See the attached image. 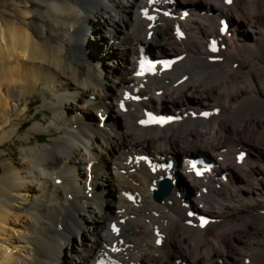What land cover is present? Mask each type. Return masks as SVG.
<instances>
[{
  "label": "bare ground",
  "instance_id": "6f19581e",
  "mask_svg": "<svg viewBox=\"0 0 264 264\" xmlns=\"http://www.w3.org/2000/svg\"><path fill=\"white\" fill-rule=\"evenodd\" d=\"M11 5L0 264H264V0Z\"/></svg>",
  "mask_w": 264,
  "mask_h": 264
},
{
  "label": "rangeland",
  "instance_id": "374dc122",
  "mask_svg": "<svg viewBox=\"0 0 264 264\" xmlns=\"http://www.w3.org/2000/svg\"><path fill=\"white\" fill-rule=\"evenodd\" d=\"M0 2H4L5 4L9 5L6 10L9 12V13H12L13 12V7H11L12 3H13V0H0ZM0 12H3V8L0 7ZM37 12V11H36ZM36 97L39 99V104H34L32 106V109H31V112L29 113V117L32 116L33 114L36 113V111L39 110V117L40 118H43L44 117V111L41 109L42 108V96L41 94H37ZM49 123V122H48ZM47 123V124H48ZM32 123L28 124V125H32ZM27 127V126H26ZM25 127L22 128L20 130V132L9 142H7L5 144V146L3 147H0V176L1 174L3 173V168L1 166V161L2 160H5L6 157H9V156H12V157H17L18 159H21L22 155H21V150L22 148L18 145V140H19V134H23V132H25ZM42 142H45L47 141V135H42ZM15 142V143H13ZM24 210V209H23ZM225 233V232H223ZM228 233V232H227Z\"/></svg>",
  "mask_w": 264,
  "mask_h": 264
},
{
  "label": "water",
  "instance_id": "95a60500",
  "mask_svg": "<svg viewBox=\"0 0 264 264\" xmlns=\"http://www.w3.org/2000/svg\"><path fill=\"white\" fill-rule=\"evenodd\" d=\"M172 190V185L169 180L163 179L159 184V189L154 191V199L157 202H162V200L170 194Z\"/></svg>",
  "mask_w": 264,
  "mask_h": 264
},
{
  "label": "snow or ice",
  "instance_id": "6c2138e0",
  "mask_svg": "<svg viewBox=\"0 0 264 264\" xmlns=\"http://www.w3.org/2000/svg\"><path fill=\"white\" fill-rule=\"evenodd\" d=\"M229 2H230V0H229ZM145 15H147V13H146V12H145ZM148 18H149V19H152L153 17H150V16H149ZM151 119H153V120H154V118H151ZM157 122H159V121H157ZM141 123H144V121H142ZM113 230H114V231H116V229H115V226H113Z\"/></svg>",
  "mask_w": 264,
  "mask_h": 264
}]
</instances>
